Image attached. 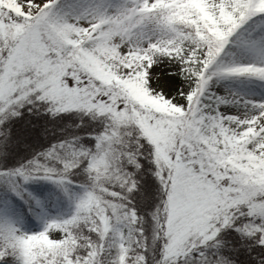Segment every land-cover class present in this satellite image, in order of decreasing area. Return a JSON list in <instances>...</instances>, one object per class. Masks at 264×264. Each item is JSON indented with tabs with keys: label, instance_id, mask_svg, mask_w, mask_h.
I'll use <instances>...</instances> for the list:
<instances>
[{
	"label": "snow or ice",
	"instance_id": "1",
	"mask_svg": "<svg viewBox=\"0 0 264 264\" xmlns=\"http://www.w3.org/2000/svg\"><path fill=\"white\" fill-rule=\"evenodd\" d=\"M0 264H264V0H0Z\"/></svg>",
	"mask_w": 264,
	"mask_h": 264
}]
</instances>
